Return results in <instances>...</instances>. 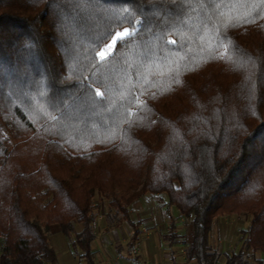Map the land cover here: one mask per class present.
Masks as SVG:
<instances>
[{
  "label": "trees",
  "instance_id": "trees-1",
  "mask_svg": "<svg viewBox=\"0 0 264 264\" xmlns=\"http://www.w3.org/2000/svg\"><path fill=\"white\" fill-rule=\"evenodd\" d=\"M162 193L188 259L219 264L213 220L243 211L221 263L262 264L264 0H0V264H57L52 224L94 264L96 216Z\"/></svg>",
  "mask_w": 264,
  "mask_h": 264
},
{
  "label": "crops",
  "instance_id": "crops-1",
  "mask_svg": "<svg viewBox=\"0 0 264 264\" xmlns=\"http://www.w3.org/2000/svg\"><path fill=\"white\" fill-rule=\"evenodd\" d=\"M221 218L225 217L220 216L218 220ZM186 224L185 217L168 204L164 193L135 199L130 207L129 221L113 224L99 214L93 222L91 249L94 264H197L186 257L185 249L189 242ZM133 225L138 229L137 240L130 244ZM73 227L74 236L83 226L73 220ZM219 229L218 242H226V236L233 230L222 225ZM48 241L57 264H85L74 250L69 236L57 224L50 225Z\"/></svg>",
  "mask_w": 264,
  "mask_h": 264
},
{
  "label": "rangeland",
  "instance_id": "rangeland-1",
  "mask_svg": "<svg viewBox=\"0 0 264 264\" xmlns=\"http://www.w3.org/2000/svg\"><path fill=\"white\" fill-rule=\"evenodd\" d=\"M125 29L129 28H122V29H118L113 36L106 42L104 43L101 48L98 51V57L99 53L104 51L106 49L107 45H113V47L111 48H107V55L105 56V58L110 55L114 49L115 43H114V39L116 38V33L120 32L123 33ZM130 32V30H129ZM119 38H116V41ZM101 59V58H100ZM220 216H224L225 218H221V221L218 220V218ZM225 222V223H223ZM249 223V215L244 213L243 211H239V212H232V213H228V214H222V215H218L217 217L214 218L213 223H212V228H211V233H210V242L213 246V250L217 252V254L219 255V261H223L224 260V256L225 254H228L234 250H236L238 248V236H239V232L241 229L245 228ZM187 239H190L191 236V224L189 223V221L187 220ZM222 227H228L231 228V230H233L232 232L229 233L228 236H226L227 241L223 242V243H219L218 242V236L217 234L219 233L220 229L219 226ZM222 244V245H221ZM1 245V243H0ZM259 256V253H255V255H252L251 253H249L247 255V258L249 260L250 264H257V257Z\"/></svg>",
  "mask_w": 264,
  "mask_h": 264
},
{
  "label": "snow or ice",
  "instance_id": "snow-or-ice-1",
  "mask_svg": "<svg viewBox=\"0 0 264 264\" xmlns=\"http://www.w3.org/2000/svg\"><path fill=\"white\" fill-rule=\"evenodd\" d=\"M131 36V33L129 32L128 29H125L123 33H120V32H117L116 33V38H119V44H123L126 42L127 38ZM116 38H113L114 39V43H116ZM113 47V45H107L106 46V49L102 52L99 53V56L101 59H104L105 56L108 54L107 53V48H111Z\"/></svg>",
  "mask_w": 264,
  "mask_h": 264
},
{
  "label": "water",
  "instance_id": "water-1",
  "mask_svg": "<svg viewBox=\"0 0 264 264\" xmlns=\"http://www.w3.org/2000/svg\"><path fill=\"white\" fill-rule=\"evenodd\" d=\"M138 23H139V21L136 22V24H138Z\"/></svg>",
  "mask_w": 264,
  "mask_h": 264
}]
</instances>
